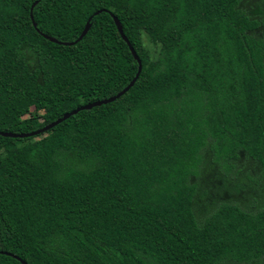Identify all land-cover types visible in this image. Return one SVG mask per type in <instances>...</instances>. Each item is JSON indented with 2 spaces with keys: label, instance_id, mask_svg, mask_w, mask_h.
<instances>
[{
  "label": "trees",
  "instance_id": "obj_1",
  "mask_svg": "<svg viewBox=\"0 0 264 264\" xmlns=\"http://www.w3.org/2000/svg\"><path fill=\"white\" fill-rule=\"evenodd\" d=\"M35 1L0 0L1 131L131 81L110 12L142 66L0 135V264H264V0Z\"/></svg>",
  "mask_w": 264,
  "mask_h": 264
},
{
  "label": "water",
  "instance_id": "obj_2",
  "mask_svg": "<svg viewBox=\"0 0 264 264\" xmlns=\"http://www.w3.org/2000/svg\"><path fill=\"white\" fill-rule=\"evenodd\" d=\"M38 2V0H36L30 7V17L32 19V22H33V25L36 27V23L35 21L33 20V15H32V9L34 7V5ZM99 11H96L94 12V14H97L99 13ZM110 15L112 16L113 20H114V23L117 27V30L119 32V34L121 35L122 39L127 43L130 51H131V54L133 55L134 59L137 61V64H138V68H137V72L136 74L134 75V77L131 79V81L124 87L122 88L120 91H118L115 95H112V96H109L107 98H103V99H100V100H95V101H92V102H88V103H85V104H82V105H79L77 106L76 108H74L73 110H70L68 112H65L61 117L57 118L56 120L44 125L43 127L41 128H38L36 130H33V131H30V132H22V133H15V132H10V131H1L0 130V135L2 136H6V137H13V138H16V137H28V136H35V135H38L40 133H43L47 130H49L50 128H52L53 126L57 125L58 123L62 122L63 120L67 119L68 117H70L71 115H74L76 114L78 111L80 110H84V109H91L92 107L94 106H99L101 104H105V103H108V102H111L113 100H115L116 98H118L120 95H122L123 93H125L135 82V80L137 79L138 75H139V72L141 70V61L138 57V55L136 54L134 48L132 47V45L130 44L128 38L126 37V35L124 34L123 32V28H122V24L120 23V21L118 20V18L112 14L110 12ZM92 18V16H90L86 23H85V26L83 28V30L81 31L80 35L78 36L77 39H75L74 41H70V42H66V41H59L57 40L56 38L52 37V36H49L47 34H43V36L45 38H47L48 40L52 41V42H55V43H59V44H63V45H71V44H74L76 43L78 40H80L86 33L87 31L89 30L90 28V19ZM6 253V252H4ZM6 254H10V253H6ZM17 259L20 260V262L22 264H27L24 260L18 258L17 256H15Z\"/></svg>",
  "mask_w": 264,
  "mask_h": 264
},
{
  "label": "rangeland",
  "instance_id": "obj_3",
  "mask_svg": "<svg viewBox=\"0 0 264 264\" xmlns=\"http://www.w3.org/2000/svg\"><path fill=\"white\" fill-rule=\"evenodd\" d=\"M249 2H251V0H248ZM142 40L144 42V45L146 46V48L148 49V51L150 52V54L152 56H155L157 54V50H158V46H156L155 44H153L147 37V35H143L142 36Z\"/></svg>",
  "mask_w": 264,
  "mask_h": 264
}]
</instances>
